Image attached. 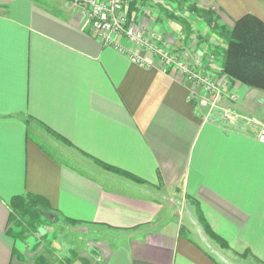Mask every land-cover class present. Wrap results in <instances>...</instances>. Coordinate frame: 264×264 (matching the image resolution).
I'll use <instances>...</instances> for the list:
<instances>
[{
	"label": "crops",
	"instance_id": "crops-1",
	"mask_svg": "<svg viewBox=\"0 0 264 264\" xmlns=\"http://www.w3.org/2000/svg\"><path fill=\"white\" fill-rule=\"evenodd\" d=\"M63 1L0 0V264H30L32 235L9 234L11 200L26 193L59 215L51 239L60 255L39 248L48 264H264L259 128L242 132L220 109L204 121L189 99L202 86L179 69L134 63ZM184 1L139 0L133 21L191 67L203 55L210 74L221 59L208 47L220 41L197 7L229 26L249 13L264 21V0ZM234 91L235 110L264 123V91ZM67 225L90 232L82 249L64 239Z\"/></svg>",
	"mask_w": 264,
	"mask_h": 264
},
{
	"label": "trees",
	"instance_id": "trees-1",
	"mask_svg": "<svg viewBox=\"0 0 264 264\" xmlns=\"http://www.w3.org/2000/svg\"><path fill=\"white\" fill-rule=\"evenodd\" d=\"M138 1L139 0H132L130 2V19L138 8ZM196 9V11L200 13L202 19L207 23L208 28L219 33L220 39L226 41V46L220 45L218 47V49H223L220 68L221 73L229 77L232 82H239L250 88L264 90V21L259 19L256 15L249 13L237 19L233 27H229L220 25L217 13L212 11V9ZM100 164L117 173L128 175L134 179L136 177L124 170L109 166L103 162H100ZM136 179L140 180L138 178ZM11 206L19 214L27 217L29 225L34 228H38L43 224L55 222L54 220L52 221L50 217V214H53L55 211L50 203L43 197L26 193L13 198L11 200ZM14 216L12 214L9 234H12L16 239L24 240L25 234H23L21 230L14 231ZM209 231L214 236V239L216 238L224 246L227 245L226 241L220 236L215 235L211 228H209ZM37 256L36 259L31 260L33 263L30 264H48L41 254H37Z\"/></svg>",
	"mask_w": 264,
	"mask_h": 264
},
{
	"label": "rangeland",
	"instance_id": "rangeland-1",
	"mask_svg": "<svg viewBox=\"0 0 264 264\" xmlns=\"http://www.w3.org/2000/svg\"><path fill=\"white\" fill-rule=\"evenodd\" d=\"M36 1L39 2V3L42 2V3L46 4V5H51V6H53V5H59L60 6L61 4L64 5L63 4V2H64L63 0H36ZM69 1H70L71 6H74V7L78 8L76 5H74L73 0H69ZM131 1L132 0H129L128 1V10H129V6H130V2ZM171 1L174 2V0H171ZM182 1L185 2L184 0H182ZM193 7H195V6H193ZM206 8L208 9V7H206ZM209 8L212 9V11H215L214 8H212V7H209ZM82 13L84 14V16L86 17V19L88 20V22L92 26V21L88 17L87 12L86 11H84V12L82 11ZM236 21H237V19L234 21V24L236 23ZM218 22L220 23V21H218ZM234 24L232 26H229V25L220 23V25H226V26H229V27H233ZM211 31H212V33L215 34V35H213V38H216L217 40H219L220 43L217 46H215L214 44H212L210 42V45H209L208 48L210 50L212 48V46H214L215 47V49H214L215 51H214V53L212 55H214L215 57L218 56L221 59L222 58L223 49H220V48L218 49V47L220 45L221 46H226V41L220 39V37L218 35L219 33L213 31L212 29H211ZM109 46H111V45H109ZM145 49H146V47L139 48V47H132L130 45L128 47V50L121 51V52L122 53L130 52V51L133 52V56L134 55H137L136 60L132 59L130 57V54L129 53H126V54L130 57V59H132V61L134 63L139 64L140 66H143V67H146V68H150V67H153L155 65H158L160 67L159 61H156V59H155V57L158 58L157 54L154 53V56H155L154 57L153 54L150 51L149 52L152 54V56H153L152 58L153 59L150 61L147 58H145L147 60V62H149V63H146L145 65H143L141 63V59L144 60V56L141 54V52L148 51V50H145ZM118 51H120V50H118ZM217 52H218V55H216ZM198 58L200 60H202V66H198L197 63H194L193 65H195L197 71L201 72L202 75H206V76H209V78H213L214 80H217L216 82L218 83V86L216 88V92H217L218 87L220 85L221 88H222V90L227 93V95H228L227 101H229V103H230L229 108H223L222 109V106L219 105V104L222 101V99L224 98L223 97V94H221L222 95L221 98H213V97L207 98L208 101H209L208 104H206L205 102H201L200 98L197 99V97H196V100H195V95L194 94H190L189 95L190 101L195 105V107L197 106L198 109H202V113L204 114L203 115L204 121H208L209 118L214 117V115L216 114L215 111H217L218 109H220L221 110V114H220L221 119L220 120L221 121H224L225 123H232V126L234 125V126L240 128V131H242V132L243 131L244 132H247L249 130V128H248L249 126L258 127L259 128V130H258V134H259L258 135V140L260 141V138H261V136H262V134L264 132V123L258 121L256 118H252L249 113H248V115H250V116L239 114L237 112V110H235L236 108L233 105V103H235L237 101V99H238V97H237L238 95L234 91V84L235 85H237V84H240L241 85V83H239V82H232L229 77H226L225 75H223L221 73L220 68H221V62L222 61L220 62V64H217L216 67L213 68L214 74H210V73L204 71V62L203 61L205 60L204 59L205 57L203 55H201V56L199 55ZM254 89H257V88H254ZM259 90H261V89H259ZM262 91H264V90H262ZM204 95L205 94H203L202 96H204ZM216 102L217 103L219 102V104H215ZM213 120H215V118ZM99 165H101V164H99ZM12 210H13V216L15 215L14 216L15 224H13L14 225V231H16V230H19L20 231L21 230V232H23V234H25V239L26 238L28 239V237H30L29 235H32L31 237H33V239L35 240L34 241V244H35V242L38 243L36 245L32 244V247L31 248H30V244L27 243V250L25 251V253H26V255H27V257H28L29 260L30 259L31 260L36 259V257H38L37 254H41L40 251H39V248H41L43 250L42 252H45L46 250H48V251L56 252L57 254L60 255V253H58L59 251L56 250L57 247L53 244V241L51 239L52 238V234L55 232V229H57V227H58L57 220H59L58 219L59 215L56 212H54L53 214H50L51 220L52 221L54 220L55 222H52V223H49V224H43V225L39 226L38 228H34L33 226L29 225V223L27 221L28 220L27 217L22 216L21 214H19L13 208H12ZM200 219H201V223L204 224V227H206L207 233L214 239V236L209 231V227L207 226V224L205 225V223H204V218L202 216H200ZM66 221H68L69 224H71V221L70 220L66 219ZM72 222H74V221H72ZM74 223H76V222H74ZM64 225H66V224H64ZM67 227H68L69 230H68V233H66V236L64 237V239H66V241H70V243L72 245L78 247V249H79V247L81 246V240L82 241H87L88 235H89L90 232L87 233L86 231H88V230L84 231L82 233V236H83L82 237V236H79L81 234L80 231H77L75 229H71V227L69 225H67ZM51 229H52V231H50ZM22 230H24V231H22ZM49 232H50V234H49ZM64 232H66V231H64ZM43 233H45V234L48 233L50 237L48 238V234H47V236H45V237L42 238V236H44ZM96 235H101L102 236L101 233H97ZM36 237L39 238V239H36ZM24 240H22V241H24ZM215 240L220 245H222L216 238H215ZM18 245L19 246L22 245L21 241L18 242ZM222 246H224V245H222ZM82 248H83V246L80 247V249H82ZM64 257H65V255H62L61 256V258H63L66 262H69ZM44 259H46V258H44ZM97 261H101V260L99 259ZM30 263H33V262L30 261Z\"/></svg>",
	"mask_w": 264,
	"mask_h": 264
},
{
	"label": "built area",
	"instance_id": "built-area-1",
	"mask_svg": "<svg viewBox=\"0 0 264 264\" xmlns=\"http://www.w3.org/2000/svg\"><path fill=\"white\" fill-rule=\"evenodd\" d=\"M129 1V0H128ZM127 0H73L81 12L86 11L88 17L92 21V27L96 36L105 45H111L117 50L125 51L128 47H146L145 50L150 51L153 56L157 54L160 68L165 73L171 70L179 69L181 73L186 75L188 79H192L198 85L202 86L206 94L200 98L201 102L209 103V97L221 98L223 94L222 88L218 86L217 80L202 75L197 71L195 65L190 66L188 62L181 59L177 54L172 53L164 40L163 36L157 32H148L136 25L133 18L129 17ZM130 57L136 60L137 55L133 56V52H126ZM186 56L190 52H184ZM141 63L145 65L147 60L141 59ZM198 66H202V60L198 57L195 59ZM220 88V89H219ZM214 100V99H213ZM212 100V101H213ZM219 104V102L215 103ZM260 142L264 144V132L260 138Z\"/></svg>",
	"mask_w": 264,
	"mask_h": 264
}]
</instances>
